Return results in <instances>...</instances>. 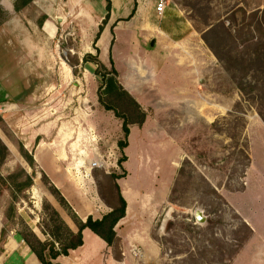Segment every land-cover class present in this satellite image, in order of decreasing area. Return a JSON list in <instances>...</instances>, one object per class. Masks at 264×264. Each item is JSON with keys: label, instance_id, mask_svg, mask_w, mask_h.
<instances>
[{"label": "rangeland", "instance_id": "374dc122", "mask_svg": "<svg viewBox=\"0 0 264 264\" xmlns=\"http://www.w3.org/2000/svg\"><path fill=\"white\" fill-rule=\"evenodd\" d=\"M89 1L92 21L111 18V2L108 6L107 0ZM155 3H136L135 10L141 5L136 10L141 14L136 32L116 35L112 29L103 36L102 48L99 39L104 26L97 36L100 29H85L80 19L55 18L59 31L49 38L41 29L46 7L29 4L9 20V38L1 30L3 24L0 26V81L2 74L13 85L20 80L21 66L14 51H9L14 39L44 48L46 58H56L55 71L51 69L54 78L47 84L46 69L41 91L50 87L55 92L56 135L61 140L65 131H71L73 154L84 150L81 169L89 171L94 194L106 204L119 205L117 182L128 192L134 188L148 195L145 204L151 209L141 210L144 216L139 221L143 225L151 220V235L160 241L163 254L159 261L144 264H194V260L198 264H235L242 252L246 257L240 264H264V241L254 237V230L245 239L249 231L230 203L255 211L253 223L259 232L264 230V216L256 210L264 201L257 194L256 182L264 173V29L259 23L264 22V0H170L168 14L160 17L154 12ZM7 17L0 4V21ZM45 26L51 30L53 24L48 20ZM174 35L182 40H175ZM87 52L103 65L86 62ZM113 68L146 113L141 126L130 125L125 148L119 145L124 139L122 119L106 109L98 96L104 92L100 91L104 81L115 76ZM123 108L120 104L119 110ZM1 118L0 178L18 184L26 180L23 169L29 174L33 169L20 139ZM64 122H68L65 129ZM124 155L127 159L122 161ZM95 160L102 166L92 167ZM248 165L250 187L241 193ZM35 170L34 184L19 191L15 201L0 183V209L5 211L8 228H30L44 238L40 225L49 219L44 203L70 217L42 180L41 172H48L37 163ZM211 186L223 200L211 192ZM218 206L215 214L212 210ZM198 209L206 222L197 220ZM166 214L169 219L161 230ZM208 218L215 223L208 225ZM137 251L144 253L145 249L141 246Z\"/></svg>", "mask_w": 264, "mask_h": 264}, {"label": "crops", "instance_id": "0c3cea01", "mask_svg": "<svg viewBox=\"0 0 264 264\" xmlns=\"http://www.w3.org/2000/svg\"><path fill=\"white\" fill-rule=\"evenodd\" d=\"M141 1L142 0H133V9L130 13L131 0H110L112 7L110 12L111 18L101 16L93 21L91 19V12H93V10L89 0H34L32 4L42 8L43 6L44 8L46 7L43 11L46 19L43 21L41 29L49 38L55 37L59 31V27L54 21L55 18L59 20L80 19L82 22H85L83 23V28H90V30L92 28L95 32L99 29L100 25L104 26L103 34L99 39L101 47L103 36L108 33L110 34L112 29L115 31L116 35H122L121 32L123 31L129 32L130 36L131 33L136 32L137 20H141V14L136 10H139L141 5L138 6V8L136 7V10L135 5L136 3H141ZM14 3L15 0H0V4L9 14L8 19L3 23L1 29L6 33V36H8L7 38H9V34L11 33L9 20L24 12V8L16 11ZM145 4L146 1L143 5ZM116 7H118V11L115 9ZM167 10L168 6L165 12H167ZM154 12L159 17L165 13L164 12L162 15L158 14L155 6ZM48 20L53 24L51 30H48L45 26ZM103 22H105V24ZM161 31L164 32L162 29ZM166 33L170 34L169 32ZM92 36H94V33ZM173 37L175 38L176 35ZM176 38L178 39L180 37L177 36ZM176 38L175 40H177ZM180 40L178 39L177 41ZM152 42L151 44L153 45L154 40H152ZM13 43L14 47H9V51H14L13 55L16 60H18V65L21 66L19 71L20 78H18L20 80L13 85L11 80H9L10 77L2 74V76H4L3 80L1 79L0 81V116L2 120L16 133L22 145L33 155L35 162L40 164V166L48 172L47 175L60 189L82 220H86L89 216H92L94 219L102 218L111 210V207L102 202L98 193L94 194L89 182V171H83L81 169L82 164L85 163V157L83 156L84 150H82L79 155L73 154L74 144L71 142V131H65L63 139H58L60 136L57 137L56 135L58 127V120L56 118L57 108L55 105L56 103H54L56 94L55 92H51L50 87H44L45 90L41 91V84L46 80L44 78V76H46V69L47 72L49 71L47 73V84L54 78L53 74H51V69L53 72L55 71L56 58H46L45 56H47V54L44 48L40 49V47L35 45L32 46L28 43H24V45L19 44L17 43V39H14ZM34 62L37 63V66H33ZM8 85H11V87H9L10 89ZM4 86H6V89ZM10 91L15 93L11 94ZM41 99L44 101L40 102ZM35 100H38L40 103L35 102ZM67 124L68 122H64L62 128L65 129L66 126H68ZM62 128L61 132L64 130H62ZM67 148H71V150H67ZM58 165L60 168H57ZM251 165L246 172L245 190L241 193L247 192L248 187H250L248 178ZM260 175H262V177L256 178L257 194H262L263 201L264 173ZM119 185L127 201L126 214L115 226V230L119 237L122 257L118 259L113 246H110L90 228H85L83 230V245L71 250L68 255L58 256L53 260L54 264H144L146 262H157L162 258L163 252L161 251V243L151 235L153 228L151 220H149V224L145 223L143 225L140 224L141 221H139V218L144 216L142 211L151 209V207L149 208V206L145 204L148 195H144L141 191L134 188L131 189L132 192L130 194L131 190L128 192L129 189L126 190L124 184ZM129 187L130 186L127 188ZM230 203L253 228L254 237H258L264 241V230L259 232L256 223H253L252 220L251 215L255 211H246L244 207L235 204L233 201H230ZM260 204L261 205L256 210L259 214L264 216V201ZM138 208H140V210ZM6 219L7 217L4 209H0V264H42L39 257L26 242L21 230L16 227L8 228L6 226ZM35 233L42 241L48 240V235H44L41 230L40 233H42L44 238L36 231ZM141 246L145 249L144 253L137 251L138 247ZM244 257H246V253L242 252L236 259L237 262L235 264L242 263Z\"/></svg>", "mask_w": 264, "mask_h": 264}, {"label": "trees", "instance_id": "16d2710c", "mask_svg": "<svg viewBox=\"0 0 264 264\" xmlns=\"http://www.w3.org/2000/svg\"><path fill=\"white\" fill-rule=\"evenodd\" d=\"M33 1L34 0H15V10L19 11L25 8ZM107 1L109 3L108 6H110V0ZM7 19L8 17L5 20L3 19L2 21H0V26ZM259 23L260 25H263L264 29V22L261 21ZM99 29L100 30L97 36L101 33L103 25H100ZM210 47L212 48V50L214 49L211 44ZM216 55H218L217 52ZM84 60L86 62H93L97 66H99L100 64L103 65L102 62L98 61V58H96V56L92 53L85 54ZM113 72L115 76L105 80L104 87H100V91L101 89H104L103 93L106 95V98L103 97L102 92H99L98 96L100 103L106 109L113 110L115 115L122 119V130L124 132V139L119 141V145L122 148H125L128 145V137L131 132L130 125L138 124L141 126L146 119V113L142 109L139 102L120 83L117 78V71L115 70V68H113ZM96 74L99 75V71H96ZM120 104H122L125 108H123L122 111L119 110ZM4 148L6 147L4 146ZM21 150L22 152H24V156L26 157L29 165L33 169L32 173L29 174L25 169H23L22 172L26 173V180L24 182H19L18 184H13L9 182L8 179L3 177L0 178V183L3 186V189L11 191L14 201L17 199L19 191H22L23 188L30 187L34 184V179L37 174L35 170L36 162L34 160L33 155L26 148H24L22 144ZM126 159V155H124L121 160L125 161ZM41 174L42 180L50 186V191L56 196L60 205L67 211L70 217V219L63 217L59 210H57L51 203L46 202L44 203L43 208L49 216V219L48 222H45L40 226L42 227V232L48 235V240L42 241L37 236V234L30 228H28V230L20 229L26 242L30 245L31 249L39 257L42 264H54L53 260L56 259L58 256L68 255L71 250L83 245V230L85 228H90L94 233L102 237L110 246H113L115 248L116 257L120 259L122 257V252L121 250H119V237L115 230V226L125 216L127 208V201L122 194L120 185L117 182L115 184L119 205L114 206L108 204L111 207V210L100 219H94L92 216H89L86 220H82L74 211L73 207L62 194L60 189L51 181V179L44 172H41ZM116 178H119V176H116ZM210 189L211 192H213L219 200H223L221 194L215 187L211 186ZM212 211H216L214 213L217 214V212L219 211V206L214 207V210ZM207 221L208 225H212L215 223V220L213 218H208ZM242 222L249 231L247 237L245 238L247 239L253 233V229L246 221L242 220ZM211 235L214 236L213 233ZM117 250L119 251L117 252ZM194 264H198V261L194 260Z\"/></svg>", "mask_w": 264, "mask_h": 264}, {"label": "built area", "instance_id": "2783aa9c", "mask_svg": "<svg viewBox=\"0 0 264 264\" xmlns=\"http://www.w3.org/2000/svg\"><path fill=\"white\" fill-rule=\"evenodd\" d=\"M169 3L170 0H156V5H155L156 12L162 15L165 12ZM95 166H102V163L99 160H95L94 162H92V167Z\"/></svg>", "mask_w": 264, "mask_h": 264}, {"label": "water", "instance_id": "95a60500", "mask_svg": "<svg viewBox=\"0 0 264 264\" xmlns=\"http://www.w3.org/2000/svg\"><path fill=\"white\" fill-rule=\"evenodd\" d=\"M195 215H196V218H197L198 221H200V222H206V216H204V214H203V212H202L201 209H198L195 212ZM168 219H169V214H166L165 217H164V219H163V222L161 224V230H164L166 228Z\"/></svg>", "mask_w": 264, "mask_h": 264}]
</instances>
